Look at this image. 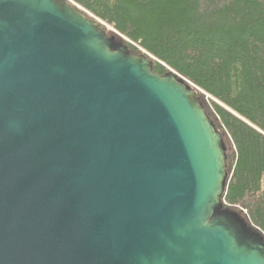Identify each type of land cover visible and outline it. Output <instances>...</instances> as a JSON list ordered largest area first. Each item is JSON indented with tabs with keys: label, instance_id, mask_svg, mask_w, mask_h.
Returning a JSON list of instances; mask_svg holds the SVG:
<instances>
[{
	"label": "water",
	"instance_id": "1",
	"mask_svg": "<svg viewBox=\"0 0 264 264\" xmlns=\"http://www.w3.org/2000/svg\"><path fill=\"white\" fill-rule=\"evenodd\" d=\"M127 44L72 1L0 0V264H264L211 98Z\"/></svg>",
	"mask_w": 264,
	"mask_h": 264
},
{
	"label": "trees",
	"instance_id": "2",
	"mask_svg": "<svg viewBox=\"0 0 264 264\" xmlns=\"http://www.w3.org/2000/svg\"><path fill=\"white\" fill-rule=\"evenodd\" d=\"M70 1L152 56L154 73L173 70L211 98L223 202L264 235V0Z\"/></svg>",
	"mask_w": 264,
	"mask_h": 264
},
{
	"label": "rangeland",
	"instance_id": "3",
	"mask_svg": "<svg viewBox=\"0 0 264 264\" xmlns=\"http://www.w3.org/2000/svg\"><path fill=\"white\" fill-rule=\"evenodd\" d=\"M207 100H208L207 98L206 99L205 98L203 99V105H204V107H205L206 110L207 109L210 110V105H209V102ZM228 153H230L229 148H228Z\"/></svg>",
	"mask_w": 264,
	"mask_h": 264
},
{
	"label": "built area",
	"instance_id": "4",
	"mask_svg": "<svg viewBox=\"0 0 264 264\" xmlns=\"http://www.w3.org/2000/svg\"><path fill=\"white\" fill-rule=\"evenodd\" d=\"M70 1V0H69ZM71 2V1H70ZM79 9H81V8H79ZM82 10V9H81Z\"/></svg>",
	"mask_w": 264,
	"mask_h": 264
}]
</instances>
